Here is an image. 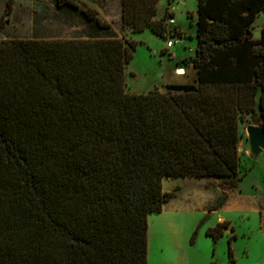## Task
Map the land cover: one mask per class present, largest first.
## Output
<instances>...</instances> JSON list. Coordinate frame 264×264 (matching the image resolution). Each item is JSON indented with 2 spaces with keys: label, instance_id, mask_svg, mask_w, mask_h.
I'll return each instance as SVG.
<instances>
[{
  "label": "trees",
  "instance_id": "1",
  "mask_svg": "<svg viewBox=\"0 0 264 264\" xmlns=\"http://www.w3.org/2000/svg\"><path fill=\"white\" fill-rule=\"evenodd\" d=\"M158 3L121 0L123 26L164 38L171 14L158 18ZM262 10L197 0V46L182 64L197 79L164 92L127 90L132 38L0 40V264H148V216L180 189L163 190L165 178H222L208 211L224 205L242 179L240 125L264 126V27L251 38ZM11 11L7 0L0 30Z\"/></svg>",
  "mask_w": 264,
  "mask_h": 264
},
{
  "label": "rangeland",
  "instance_id": "2",
  "mask_svg": "<svg viewBox=\"0 0 264 264\" xmlns=\"http://www.w3.org/2000/svg\"><path fill=\"white\" fill-rule=\"evenodd\" d=\"M77 1V8L61 10L59 20L51 19V12L34 13L33 18H29L26 13H16L15 16L19 20L12 21L8 31L22 39H65L76 32L89 37L104 34L132 38L139 43L126 68V88L130 92L142 93L163 88L166 80L174 78L173 73L178 77H190L182 64L188 63L191 60L190 54L195 52L196 39L187 36L189 31L195 34V27L190 26L191 12H187V9H195L196 0H173L169 3L174 10L175 25H168V33L164 38L149 30L133 33L124 27L121 7L117 10L114 0L110 2L112 7L107 15L110 21H105L106 24L102 26L85 17L82 12L84 5L82 1ZM159 1L160 7L168 5L167 0ZM19 7L18 5L17 8ZM10 15L11 13L8 20ZM37 15L43 16L46 21L43 28H39V22L34 19ZM263 23L264 11L254 23L255 36ZM179 25L185 27V33H181L184 45L167 48L168 35L173 27ZM250 124V120H246L240 125L241 139L238 144L239 174L242 175L239 188L246 196L244 205L224 204L217 211L209 212L208 207L222 195L219 187L222 178L176 177L185 185L182 195L189 192L190 197L194 198H181L177 201L175 204L180 207L179 210L169 214L166 221L164 214L149 215L151 220L158 218L153 222L154 225L151 223L150 233H147L149 264H264V214L257 211L264 210V150L257 157L251 153L245 131L246 126ZM169 180L165 181V188L173 182ZM254 187H257V196L252 197L250 194ZM195 191H198V194ZM228 195L227 192L226 199ZM219 217L229 221V227L223 230L220 237L213 240L206 231L222 222ZM228 242L232 250L231 257L228 254Z\"/></svg>",
  "mask_w": 264,
  "mask_h": 264
},
{
  "label": "crops",
  "instance_id": "3",
  "mask_svg": "<svg viewBox=\"0 0 264 264\" xmlns=\"http://www.w3.org/2000/svg\"><path fill=\"white\" fill-rule=\"evenodd\" d=\"M72 1L75 4L78 3L77 0H72ZM80 1H82L83 5H84V7H83L84 9H86V8L94 9V10L97 11L98 17L101 20L110 21V20H108L109 16H107V15L109 14V12L111 10L112 5L110 4V2L112 0H109V1L108 0H80ZM114 2H115V7H116L117 10L119 9V6L122 8V5H120L121 0H114ZM6 4H7V0H0V18L3 15L4 11H5ZM12 5H13V7H12L10 18L6 22L4 27L0 30V40L18 38L16 35L15 36L11 35L10 32L8 31V27H9L10 23L12 21H14V20H17V21L19 20V18L15 16L16 13H26V14H28L29 18H33L32 14H34V13H43V14H45L46 12H51V19L59 20L60 19L59 15L61 13V10H70V8H71L66 3H58L57 0H12ZM18 5L20 6L19 8H17ZM196 8H197V0H196L195 9H193V8L187 9V12H191V15L189 16L190 17V26L191 27H195V34L193 35V32L189 31L187 36L190 37V38H194L195 37V39H196L195 49H196V46H197V37H196V32H197V25H196L197 12H196ZM166 11L171 14L169 17H174V10L171 9L169 3L165 7H160V4L158 3V14H157V17L158 18L161 17ZM263 11L264 10L260 11L257 14L255 20L251 24V38L253 40H258L260 38L261 28L264 27V23H263L261 25L259 31H258V34L256 36L254 35V33H253L254 23H255L256 19L262 14ZM34 19L39 22L38 23L39 28H43L44 27V23L46 21H45V19H43V16L37 15ZM20 22H21V20L19 21V23ZM176 28L181 33H185V31H184L185 27L184 26L179 25L178 27L176 26ZM145 30H149V29H145ZM78 37H80V38H88L89 36L88 35L79 34L78 32H76V33H74L73 36H71L69 38H78ZM96 37H99V38L101 37L102 38V37H117V36L99 34ZM44 38L48 39L50 37H44ZM192 49L193 48H191V50ZM192 51H194V49ZM193 55H194V53L190 54V56H193ZM184 67H185V70L187 71V73L190 74V77H188V76L178 77V76L174 75V73H173V77L174 78L166 80V82L164 84L186 85V84L195 83V81L197 79V71H196V69L193 67L192 64L184 66ZM158 89H159V91L164 92V88L159 87ZM260 93H261V91H258L257 100L260 98ZM191 177H193V176H179L177 178L178 179H183V178H186V179L188 178L189 179ZM166 179L167 180L170 179L169 182L173 181V182H171V184L169 185L168 188H165V185H164L165 181H167ZM176 186L180 187V189L176 192V196L173 199H171L168 203H166L163 206L162 211L159 212L161 215L164 214V216H163L164 221L167 220V217L169 216V214L172 215V214L176 213L177 210H179L180 207L175 204L177 201H180L181 198H183V199L185 198L186 200H188V199L190 200L191 198H194V197H190V195L188 194L189 192L187 194H185V195H182L185 185H183L182 182H179L176 179V177H169V178L163 179V190L171 191ZM256 189H257V187H254V191L250 194V196H252V197L257 196L256 195V193H257ZM262 191L264 192L263 189H262ZM195 193L198 194V191H195ZM228 193H229L228 198L226 199V202L224 204H233V205L236 204L238 206L244 205V198H246V196H245V194L241 193L240 188H238L236 191H229ZM188 204H190V203H188ZM256 208L257 207L255 206V209ZM257 211L259 212V214H264V210L263 211L262 210H257ZM213 212H215V211H212V213ZM159 213H154V214H159ZM149 215H151V214H149ZM156 219L158 220V218H153L151 220L150 216H148V230H147L148 234L150 233L151 223L156 222ZM223 220H224L223 218L219 217V221H223ZM153 225H154V223H153ZM262 225H264V221H263ZM263 228H264V226H263ZM148 257L149 256H148V253H147V259H148V264H149V258Z\"/></svg>",
  "mask_w": 264,
  "mask_h": 264
},
{
  "label": "water",
  "instance_id": "4",
  "mask_svg": "<svg viewBox=\"0 0 264 264\" xmlns=\"http://www.w3.org/2000/svg\"><path fill=\"white\" fill-rule=\"evenodd\" d=\"M250 151L257 157L264 150V126L250 124L246 126Z\"/></svg>",
  "mask_w": 264,
  "mask_h": 264
},
{
  "label": "built area",
  "instance_id": "5",
  "mask_svg": "<svg viewBox=\"0 0 264 264\" xmlns=\"http://www.w3.org/2000/svg\"><path fill=\"white\" fill-rule=\"evenodd\" d=\"M165 22L169 26L175 25V20L173 17H168ZM168 37L169 38H167V41H166L167 48H172L175 45H184L183 36L181 35V32L176 27L172 28V31L170 32V35H168Z\"/></svg>",
  "mask_w": 264,
  "mask_h": 264
}]
</instances>
